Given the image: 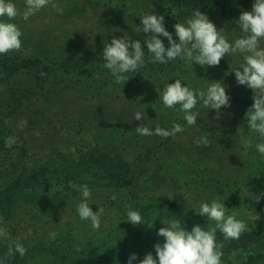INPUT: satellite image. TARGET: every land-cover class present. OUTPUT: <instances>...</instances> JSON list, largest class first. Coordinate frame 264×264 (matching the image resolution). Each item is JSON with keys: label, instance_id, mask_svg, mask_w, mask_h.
Returning a JSON list of instances; mask_svg holds the SVG:
<instances>
[{"label": "trees", "instance_id": "16d2710c", "mask_svg": "<svg viewBox=\"0 0 264 264\" xmlns=\"http://www.w3.org/2000/svg\"><path fill=\"white\" fill-rule=\"evenodd\" d=\"M253 3L254 0H122L117 4L108 5L107 10L95 11L94 17L101 27L94 29L96 34L94 41H97L99 36L105 35L103 40L108 44L114 37L121 38L126 35L130 39L139 40L143 45L149 34L137 31V27L142 26L140 17L145 13H155L164 16L166 30L172 33L173 38L178 42L173 25L185 23L186 20L176 10L183 12L209 8L232 18L239 16L243 11H251ZM116 8L118 13H113L116 14L115 16L112 14L104 17L106 13ZM12 22L17 23L16 20ZM18 25L23 31L21 25ZM118 25H121L120 32ZM236 33L237 29L232 33L221 34L228 39ZM159 38L168 42L165 37ZM90 46L87 48L93 47ZM51 52L50 48H44L30 54L14 51L0 55V128L5 133L4 139L0 141V150L6 148L5 139L9 136L17 138V147L31 145L45 148L56 142L82 146L83 159L102 170L109 184L118 190L134 192L147 191L149 184L154 188L151 183H154L151 178L152 172L148 173L152 167L148 165L153 163L152 158L155 157V163L162 161L158 170L163 177L167 176L166 182L172 184L171 187L181 193L191 192L199 206L201 201L210 203L216 195H220V201L227 206L241 191L245 199L251 201L258 211L262 212L260 230L242 234L239 240L225 241L222 233L217 230V243L224 244L223 253L262 242L264 197L258 203L254 197L264 192V156H261L255 147L257 143H264V138L252 136L248 139V136H231L229 125L220 117L223 113L228 114L226 110L230 108L222 107L220 109L222 112L216 115L207 108L205 111L202 103H198L193 109L199 112V116L191 128L197 127L211 135L207 136L210 141L208 145L197 143L203 136H175L165 139L157 135L141 136L136 132L137 121L139 124L147 122L153 126V129L159 125L168 130L174 123L180 124V121H185L179 105L171 109L164 107L161 100L164 86L181 79L183 84L193 89L206 90L210 84L209 78L216 74L215 68H201L194 63V68L193 65L188 67L185 64L186 60L181 59L170 60L167 64L152 63L151 58L145 56V66L134 71L138 74L137 81L135 77L132 83L117 89L109 85L112 76L110 71L95 61L87 68L82 61L76 62L73 65L75 75L70 83L66 76L71 74L70 71L64 69L59 58L52 61ZM70 52L73 53L74 50ZM182 62L184 66L181 67ZM222 64L225 66L224 62ZM235 65H238L237 62ZM57 71L59 75L56 74ZM49 86H56L55 90L49 89ZM224 86L231 98V105L240 103L247 110L251 108L252 92L238 95L232 87ZM39 95H43L44 98L40 100L42 108L37 116L33 115L34 110L29 112L30 98ZM73 101L80 102L82 107L81 111L70 117L65 111V103ZM114 103L120 104V109L113 110L109 107ZM54 104H60V108L55 109ZM46 108L50 113L51 110L56 113L58 117L55 120L60 128L70 129L67 130L70 136H30L34 127L41 126L40 123H44L47 127L52 125L51 120L46 117L48 113ZM156 110L166 111L167 116L161 120L156 117L151 120V115ZM136 112L144 114L142 121L134 119ZM111 114L114 116L112 117ZM122 115L129 117L122 119ZM28 116L32 117V122L28 120ZM89 117H93L94 120L90 123L84 122L89 120ZM114 117L120 120L116 121ZM25 119L28 125L21 130L18 125ZM112 124L114 126L112 129H107V133L102 131L104 127ZM121 125H129V127L123 128L124 126ZM246 140L251 141V147H243L242 142ZM130 152L136 153L135 160L129 156ZM242 156L244 157L241 159ZM10 173L9 167L1 169L0 179L9 176ZM160 180L163 181V178ZM6 188L4 191L0 190V217L3 218L2 220H11L13 213L10 206L14 197L8 193L15 186L10 184ZM200 226L205 230L209 228L206 220H202ZM192 227L189 221L184 222L185 230L191 231ZM34 252L33 248H30L26 254L32 256ZM24 256L21 257L16 253L13 257L23 261Z\"/></svg>", "mask_w": 264, "mask_h": 264}, {"label": "rangeland", "instance_id": "374dc122", "mask_svg": "<svg viewBox=\"0 0 264 264\" xmlns=\"http://www.w3.org/2000/svg\"><path fill=\"white\" fill-rule=\"evenodd\" d=\"M120 1L122 0H54V3L63 8L62 14L49 5L29 17L27 21L18 16L16 21L23 30L22 47L19 51H22L23 54H30L37 50L50 48L52 61L59 58L64 69L70 71L71 74L66 75L70 83L71 78L75 75L73 65L76 62L82 61L84 67L87 68L91 62L95 61L104 67L102 51L107 42L103 40L105 35L99 36L98 40L94 41L96 37L94 29L101 27L94 17V13L107 10L108 5L117 4ZM13 2L22 13L24 0H13ZM176 11L187 20L192 16L194 10ZM200 11L208 16L221 33H232L237 29V33L228 38L230 43L241 36L240 29L235 23L239 16L228 18L219 11L209 8ZM113 13H118V8L112 9L104 17H109ZM118 26L120 32L121 25ZM163 42L166 47L169 46L168 42ZM261 45L264 46V40L261 41ZM87 46L92 48L88 49ZM73 50V53L70 52ZM144 52L146 57L151 58L146 46H144ZM223 62L225 66L222 64ZM241 63H243V57L235 54L226 55L221 59L219 66H205L216 69V74L209 78V83L220 81L223 85L232 87L238 95L248 91L253 93L246 85H238L235 73L231 71L233 68H238ZM185 64L188 67L193 65L188 61H185ZM182 66H184L183 62ZM192 67L194 68V65ZM58 71L56 74L59 75ZM61 74L63 73L61 72ZM127 76L129 79L125 84L124 82L116 83L115 77L111 76L110 87L122 89L128 83H132L135 77L137 81V72L136 74L129 72ZM55 87L49 86V89L55 90ZM43 98V95L31 97L29 112L34 110L33 115L39 116L38 112L42 108L40 100ZM81 105L77 101L66 102L65 111L70 117L75 116L77 111H81ZM230 106L227 107L230 109L226 110L228 114L223 113L220 117L229 125L231 136H248V139L252 136H259L247 126L245 119L247 108L240 103L236 105L230 103ZM109 107L118 110L121 105L114 103ZM54 108H60V104H54ZM61 108L63 107L61 106ZM204 110L206 111V108ZM46 111L48 112L46 117L48 116L52 125L47 127L44 123H40L41 126L34 127L30 136H70L67 131L70 130L68 127H59L60 125L55 120L58 117L56 113L53 110L50 113L48 108ZM163 111H154L151 120L155 117L158 120L164 119L167 112ZM220 111L209 109V112L214 115L219 114ZM111 116L113 117L114 114ZM127 117L129 115H122L121 118L126 119ZM89 118L84 122L90 123L94 120L93 117ZM114 119L120 120L117 117ZM28 120L33 121L31 116ZM140 124L154 130L153 126L147 122ZM140 124L137 121V125ZM180 124L183 125L184 131L176 136H204L205 134L211 136L197 127L192 129V126L188 125L186 121H180ZM113 126L112 124L109 127H104L102 131L107 133V129H112ZM122 126H124L123 128L129 127V125ZM65 131L66 134H64ZM4 136L5 133L0 128V141L4 139ZM82 150V146L65 142H56L45 148L31 145L17 147L15 144L10 148L6 147L0 150V170L6 167L11 168L10 175L0 179V190H6L10 184L15 186L8 193L14 197L10 206L13 218L0 221V228H4L8 233L7 238L0 237V261L3 264H128V259L132 254L137 256L132 264H139L140 260L148 253H152L155 257L154 245L156 243L163 244L164 238L157 235L161 227L167 226L162 222L179 219L181 226L184 227L186 221L194 226L200 225L202 220H206L209 227L215 226L214 222L197 214L199 205L191 192L181 193L177 189H173L172 184L166 182L167 176L163 177L158 170L162 165L161 160L155 163V157H153V163L148 165L152 167L148 173L152 172L151 178L154 183H151L154 188L149 184L147 191L118 190L108 183L102 170L83 159ZM135 155L134 152L129 154L134 160ZM157 158L158 156H156ZM139 169L141 170L140 165ZM160 178H163V181ZM259 179L262 182V179ZM70 183L87 184L92 192L91 198L88 200L90 208L94 212L99 211V207L104 209L98 231L92 229L89 221L80 219L77 205L81 201V195L70 187ZM113 196L116 199H112ZM168 197L173 198L169 199ZM215 199L220 200L221 196L216 195ZM225 207L229 209L230 214H235L237 219L246 223L249 231L245 233L260 230L263 214L251 201L245 199L241 191ZM129 209L140 212L143 224L133 225L127 221ZM148 225H152V227ZM50 232L57 233L55 240L49 239ZM12 241H19L27 251L33 248L35 252L32 256L25 254L23 261L16 257L8 258V247ZM222 264H264V234L262 242L258 245L251 244L246 248L224 253Z\"/></svg>", "mask_w": 264, "mask_h": 264}, {"label": "clouds", "instance_id": "9594fccd", "mask_svg": "<svg viewBox=\"0 0 264 264\" xmlns=\"http://www.w3.org/2000/svg\"><path fill=\"white\" fill-rule=\"evenodd\" d=\"M49 5L60 14L63 13V8L54 3V0H24L22 13L13 0H0V55L19 51L22 47L23 33L20 26L12 21L18 16L27 21L29 17ZM140 18L142 26L137 27V31L149 34L143 45L139 40L130 39L126 35L121 38L114 37L111 43L104 45L102 51L104 67L115 77L116 83L125 84L129 79L127 76L129 72L145 66L144 46L151 56L150 62L158 64L181 59L201 67H215L219 66L221 59L226 55L239 54L243 57V63L231 71L235 73L238 85H246L253 91V104L245 115L247 126L264 138V46L261 45V41L264 40V0H254L251 11L241 12L235 21L241 36L233 43H230L208 16L199 9L194 10L185 23L173 25L178 42L173 38V34L166 30L163 15L145 13ZM161 36L167 38L168 47L159 38ZM230 99L225 86L220 81L210 83L205 90L193 89L183 84L181 79H176L174 83L166 84L161 94L164 107L171 109L179 105L180 111L184 114L183 119L190 126L195 125L199 116V112L193 111L198 103H202L207 109L219 112L222 107L230 106ZM143 118L144 114L141 112H136L134 115L135 120L142 121ZM27 125L28 121L25 119L18 127L23 130ZM183 131V126L177 123H174L170 130L163 129L159 125H156L154 130L142 124L136 127L137 134L141 136L157 135L165 139L174 138ZM197 143L208 145L210 141L207 134ZM242 143L244 148L251 147L250 140ZM15 144H17L15 136L5 139V147L10 148ZM255 147L257 152L264 156V143H257ZM70 187L81 195V201L77 205L80 219L89 221L92 229L98 231L104 209L99 207V211L94 212L90 208L88 200L92 192L87 184L70 183ZM262 197L264 192L254 198L258 203ZM112 199L116 197L113 196ZM197 214L214 222L215 226L205 230L200 225H194L191 231H187L181 226L179 219L164 221L162 223L167 226L161 227L157 232L158 236L164 238L163 244L156 243L155 257L152 253H148L139 264H222L224 244L217 243V230L222 233L225 241L239 240L243 233L249 231L246 223L237 219L235 214H230L229 209L219 199H214L210 203L201 201ZM2 219L0 217V220ZM127 221L133 225H141L143 217L139 211L129 209ZM148 226L152 227V225ZM56 235V232H50L49 239L55 240ZM7 236V231L0 228V237L7 238ZM26 251L19 241H12L9 243L7 257L11 258L16 253L23 257ZM136 259V254L130 255L128 264H132ZM0 264L3 262L0 261Z\"/></svg>", "mask_w": 264, "mask_h": 264}]
</instances>
